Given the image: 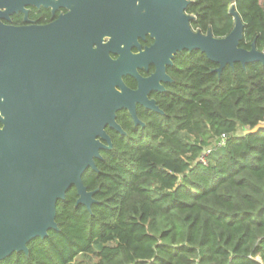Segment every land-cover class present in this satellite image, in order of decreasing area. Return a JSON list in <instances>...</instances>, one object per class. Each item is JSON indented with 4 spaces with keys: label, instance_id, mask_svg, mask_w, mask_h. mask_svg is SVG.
<instances>
[{
    "label": "trees",
    "instance_id": "obj_1",
    "mask_svg": "<svg viewBox=\"0 0 264 264\" xmlns=\"http://www.w3.org/2000/svg\"><path fill=\"white\" fill-rule=\"evenodd\" d=\"M188 1L192 29L217 38L232 30L234 5L239 46L264 52V0ZM216 67L193 51L164 116L141 135L111 136L97 171L82 175L90 209L71 187L58 231L0 264H264V65Z\"/></svg>",
    "mask_w": 264,
    "mask_h": 264
},
{
    "label": "water",
    "instance_id": "obj_2",
    "mask_svg": "<svg viewBox=\"0 0 264 264\" xmlns=\"http://www.w3.org/2000/svg\"><path fill=\"white\" fill-rule=\"evenodd\" d=\"M88 3L97 18L107 14L112 21L117 17L127 21L134 14L137 24L140 13L142 32L154 40L145 54L157 66L156 72L148 79L139 78L138 89L132 91L117 77L116 62L105 63L98 56L92 61L83 58L74 99L73 89L47 87L43 67L47 28L14 27L0 21V97L5 114L0 131V261L14 253H28V243L45 238L49 230L58 231L56 204L71 187L76 190V204L90 209L94 192L87 191L82 175L87 169L97 171L95 161L102 159L101 151L112 148L105 127L124 134L115 121L121 110L139 123L136 104L161 112L147 99V86L159 72L158 62L164 54L171 58L176 52L199 51L217 65L212 71L219 76L226 66L264 65V52L254 42L248 50L239 46L244 24L234 5L230 9L232 30L217 38L211 31L203 34L192 29L194 17L186 13L188 0ZM20 4V0H0V20L9 21ZM32 104L36 110L49 107L43 119L42 112L41 117L38 111L30 113Z\"/></svg>",
    "mask_w": 264,
    "mask_h": 264
},
{
    "label": "flooded vegetation",
    "instance_id": "obj_3",
    "mask_svg": "<svg viewBox=\"0 0 264 264\" xmlns=\"http://www.w3.org/2000/svg\"><path fill=\"white\" fill-rule=\"evenodd\" d=\"M20 1L22 2L19 5L20 9L9 16V21H0L14 27L47 28L43 60V67L47 73V87L62 85L66 89H73L75 99L76 80L81 71L82 59L92 61L96 56L105 59V63H108V60L116 62L113 69L117 77L120 76L123 86L132 91L138 89L139 78L148 79L156 72L157 66L145 54L154 40L146 36L144 30L142 32L140 13L136 24L134 14H129L127 21L124 19L121 21L120 17L112 21L107 14L105 17L101 15L97 18L96 13L90 11L91 5L89 6L88 3L90 0ZM192 53L193 51H181L174 53L171 58H168V54L160 57L159 72L147 86L150 88L147 99L154 101L161 112L136 104L135 114L139 121L137 124L127 110L116 112L115 121L124 134L106 126L105 132L110 140L114 134L141 135L153 120L158 116H164L163 107L176 94V84L188 69V61ZM167 61L171 64H167ZM115 89L121 90L118 85ZM68 94L70 96V91ZM46 108L49 110V107L42 105L41 110H36L32 104L30 113L33 115L34 111H38L41 117L42 112L43 119ZM4 119L0 97V131L4 126ZM127 128L129 131L125 130Z\"/></svg>",
    "mask_w": 264,
    "mask_h": 264
},
{
    "label": "built area",
    "instance_id": "obj_4",
    "mask_svg": "<svg viewBox=\"0 0 264 264\" xmlns=\"http://www.w3.org/2000/svg\"><path fill=\"white\" fill-rule=\"evenodd\" d=\"M226 143V138L223 136L221 139H219L215 145V147H210L207 148L203 151V153L201 154V156L199 157V162H201L202 164H206L207 163V157L210 155V153L212 152V150L216 147H222L224 146Z\"/></svg>",
    "mask_w": 264,
    "mask_h": 264
},
{
    "label": "rangeland",
    "instance_id": "obj_5",
    "mask_svg": "<svg viewBox=\"0 0 264 264\" xmlns=\"http://www.w3.org/2000/svg\"><path fill=\"white\" fill-rule=\"evenodd\" d=\"M262 126H264V122L262 123ZM242 132H244V130L243 129H241V130L239 129L237 134H241Z\"/></svg>",
    "mask_w": 264,
    "mask_h": 264
}]
</instances>
